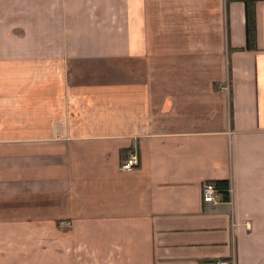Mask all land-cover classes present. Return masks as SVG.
<instances>
[{
	"label": "crops",
	"instance_id": "crops-1",
	"mask_svg": "<svg viewBox=\"0 0 264 264\" xmlns=\"http://www.w3.org/2000/svg\"><path fill=\"white\" fill-rule=\"evenodd\" d=\"M256 30L238 0H0V264H264V0Z\"/></svg>",
	"mask_w": 264,
	"mask_h": 264
},
{
	"label": "built area",
	"instance_id": "built-area-1",
	"mask_svg": "<svg viewBox=\"0 0 264 264\" xmlns=\"http://www.w3.org/2000/svg\"><path fill=\"white\" fill-rule=\"evenodd\" d=\"M139 165V156L137 153H133L130 155L129 159L122 165L123 170H132L135 166ZM228 194L231 193V188L227 189ZM221 191L220 189L216 186L215 183H207L205 184L203 188V200L204 202L207 203H218L219 201V195ZM211 264H236L235 260H230V261H216L212 262Z\"/></svg>",
	"mask_w": 264,
	"mask_h": 264
},
{
	"label": "trees",
	"instance_id": "trees-1",
	"mask_svg": "<svg viewBox=\"0 0 264 264\" xmlns=\"http://www.w3.org/2000/svg\"><path fill=\"white\" fill-rule=\"evenodd\" d=\"M236 1V0H230ZM242 1L246 5V34H247V48L252 50L256 47V3L259 0H238ZM219 189L225 190L228 188V184L219 182L216 184ZM225 193V192H222ZM225 199V198H224Z\"/></svg>",
	"mask_w": 264,
	"mask_h": 264
}]
</instances>
